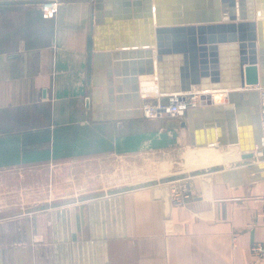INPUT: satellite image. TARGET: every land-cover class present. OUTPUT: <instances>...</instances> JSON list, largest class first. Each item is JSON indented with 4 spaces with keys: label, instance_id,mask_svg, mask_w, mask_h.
<instances>
[{
    "label": "crops",
    "instance_id": "0c3cea01",
    "mask_svg": "<svg viewBox=\"0 0 264 264\" xmlns=\"http://www.w3.org/2000/svg\"><path fill=\"white\" fill-rule=\"evenodd\" d=\"M128 1L145 13V0H101V16L124 17ZM200 2L181 0L177 12ZM93 14L90 0H0V189H50L42 209L0 219V264H264L250 249L264 242V182L231 187L205 173L181 206L156 186L75 198L83 165L91 174L102 157L151 145L145 118L96 122L87 107ZM151 78L140 77L142 95ZM168 134L189 139L182 123Z\"/></svg>",
    "mask_w": 264,
    "mask_h": 264
},
{
    "label": "water",
    "instance_id": "95a60500",
    "mask_svg": "<svg viewBox=\"0 0 264 264\" xmlns=\"http://www.w3.org/2000/svg\"><path fill=\"white\" fill-rule=\"evenodd\" d=\"M90 1L87 107L94 121L144 118L141 76H153L160 95L195 87L229 91L223 103L204 95L201 106L185 112L182 127L194 148L237 146L243 160L253 158L261 146V101L249 87H264V0H200L202 9L192 13L177 12L181 0H145L144 14L128 1L124 17L107 19L100 13L101 0ZM139 24L145 26L143 37L135 35ZM123 100H132L133 108L130 104L124 112ZM215 179L231 187L264 182V161L215 171Z\"/></svg>",
    "mask_w": 264,
    "mask_h": 264
},
{
    "label": "rangeland",
    "instance_id": "374dc122",
    "mask_svg": "<svg viewBox=\"0 0 264 264\" xmlns=\"http://www.w3.org/2000/svg\"><path fill=\"white\" fill-rule=\"evenodd\" d=\"M249 88L252 89V86ZM151 95L148 100L154 102L156 96ZM145 120L148 131L146 139L151 141V145L141 152L142 154L128 159L102 157L96 160V166L93 165L91 174H88L89 166L83 165L81 179L75 186L77 195L75 198L138 187L156 186L155 188L171 190L172 186L179 188L185 183L189 185L190 180L199 175L251 162L242 159L237 146L194 148L188 138L183 139L181 135L175 134L169 136L168 131L179 130L184 118L165 117ZM36 183L39 186L42 184L41 180ZM17 184L20 186V183ZM0 192L2 193H0V219H2L42 209L43 200L46 199L50 189L45 193L39 189L34 197L25 196L22 188L12 194L5 193L4 190ZM80 194H83L82 197H79ZM28 200H35L34 204L39 208H28L31 207Z\"/></svg>",
    "mask_w": 264,
    "mask_h": 264
},
{
    "label": "built area",
    "instance_id": "2783aa9c",
    "mask_svg": "<svg viewBox=\"0 0 264 264\" xmlns=\"http://www.w3.org/2000/svg\"><path fill=\"white\" fill-rule=\"evenodd\" d=\"M54 3L48 2L44 4L45 8H54ZM259 92L261 101V146L254 151L253 158L249 163H259L264 161V87L256 85L252 87ZM224 100L228 99L229 91H222ZM213 90H203L200 87L195 88L192 92L186 94H174V95H156L155 101L151 102L148 97H143L142 113L145 119H160L165 117L172 118H184V114L188 109L197 108L201 106L202 97L211 96L212 100L215 101ZM245 165V164H244ZM170 198L176 205H183L191 198L190 185L182 184L172 186ZM251 252L256 257L264 259V242H256L251 245Z\"/></svg>",
    "mask_w": 264,
    "mask_h": 264
},
{
    "label": "bare ground",
    "instance_id": "6f19581e",
    "mask_svg": "<svg viewBox=\"0 0 264 264\" xmlns=\"http://www.w3.org/2000/svg\"><path fill=\"white\" fill-rule=\"evenodd\" d=\"M247 78L248 80H250L251 82H253V76H252V67L251 66H248L247 69ZM144 77H152L151 80L153 81V76H144ZM141 83V81H140ZM250 86V85H249ZM253 87H255L256 85H252ZM146 91L144 92V94L142 95L141 94V97L145 98V97H148L151 95V94H154L155 96L158 95V92L156 90V86H154L153 84H151L150 86L146 87L145 88ZM195 89V88H194ZM141 92H142V85H141ZM222 91H214V98H215V101L217 103H221V102H224V99H223V96H222ZM151 98H152V95H151Z\"/></svg>",
    "mask_w": 264,
    "mask_h": 264
}]
</instances>
